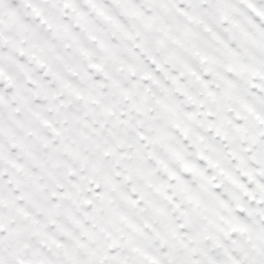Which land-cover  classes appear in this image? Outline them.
<instances>
[{
	"label": "snow or ice",
	"instance_id": "1",
	"mask_svg": "<svg viewBox=\"0 0 264 264\" xmlns=\"http://www.w3.org/2000/svg\"><path fill=\"white\" fill-rule=\"evenodd\" d=\"M0 264H264V0H0Z\"/></svg>",
	"mask_w": 264,
	"mask_h": 264
}]
</instances>
